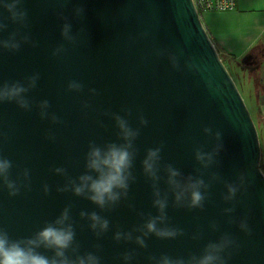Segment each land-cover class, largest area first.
<instances>
[{"label":"water","instance_id":"obj_1","mask_svg":"<svg viewBox=\"0 0 264 264\" xmlns=\"http://www.w3.org/2000/svg\"><path fill=\"white\" fill-rule=\"evenodd\" d=\"M23 6L28 12L26 31L37 47L25 44L17 53L0 54V83L22 81L33 73H39L40 80L28 94L33 102L30 112L20 110L14 103L0 105V155L12 161V179L25 168L30 170L31 188L22 189L14 198L0 190V227L7 229L13 239L27 237L71 204L81 253L95 251L99 244L101 264H123L120 258L132 250L137 255L131 264H150L149 256L187 257L189 253L198 254L208 241L217 240L225 232L240 245L229 264H264V165L258 129L193 1L24 0ZM76 7L84 8L82 18L74 17ZM58 14L67 17L73 35L84 29L75 46L62 40L65 21ZM3 15L6 17L7 13ZM16 27L9 22L0 38H7ZM144 32L149 34L147 39L140 38ZM62 43L67 52L53 57V50ZM156 49L177 55L183 50L182 68L186 59L192 57L197 63L208 65L210 71L203 75L186 68L176 71L166 56L155 55ZM205 77L211 79V89ZM71 80L83 83V92H68ZM89 89H95L97 95L91 96ZM45 99L50 103L49 113L62 123L40 119L35 105ZM86 102L91 107L84 110L82 105ZM124 109H131L132 115L127 118L132 127H139L137 116L141 113L149 124L141 128L135 142L139 150L133 168L136 182L130 187L129 198L114 211L101 213L110 221V229L97 240L79 213L99 210L70 192L57 193L56 188L65 180L51 169L65 167L71 177L81 174L90 141L103 144L116 140L115 122L103 113L124 116ZM204 127L222 133L219 164L208 170L209 174L218 172L222 182L210 189V200L203 211L176 209L169 196L170 223L187 235L176 240L150 237L147 249L115 242L112 237L117 228L128 231L142 222L138 213L156 214L150 182L141 167L146 149L163 142L162 162L172 164L185 176L195 174L199 165L194 149L203 145L210 151L215 143L203 134ZM49 133L54 134V142L46 139ZM241 173L249 184L247 192L237 193L236 211L231 216L224 215L223 210L233 204L222 200V194H226L223 182H237ZM204 179L207 182L208 174ZM44 184L51 189L47 196L42 190ZM160 187L166 190L163 180ZM244 216L248 217L251 236L228 223ZM213 221L219 226L216 232L209 227ZM197 229L203 235L194 241L190 237Z\"/></svg>","mask_w":264,"mask_h":264},{"label":"clouds","instance_id":"obj_2","mask_svg":"<svg viewBox=\"0 0 264 264\" xmlns=\"http://www.w3.org/2000/svg\"><path fill=\"white\" fill-rule=\"evenodd\" d=\"M24 0H0V33L8 30L9 22L16 25V29L10 32L7 38H0V54L17 53L22 45L37 47L35 41L31 39L26 31L28 28V12L24 8ZM7 16L4 17L3 13ZM74 17H83L84 8L76 7L73 10ZM59 15V14H58ZM59 19L65 22L61 27V38L68 44L75 46L77 37L84 31L81 28L77 35L72 33V25L67 21V17L59 15ZM148 33L140 34V38L147 39ZM65 45L59 44L52 52L53 57H60L67 52ZM155 55L166 56L171 67L176 71L187 69L189 71L198 70L202 75L210 71L208 65L197 63L194 58L186 59L183 68L180 64V56L170 53L166 49H156ZM207 85L211 89L212 81L205 77ZM40 80L39 73H33L25 77L22 81L0 83V105L14 103L20 110L30 112L33 102L28 98V94L37 87ZM68 92L81 93L84 90L83 83L71 80L67 84ZM91 96H96L95 89H89ZM41 120H51L52 124H60L62 121L55 115L50 114V103L42 100L37 105ZM91 107L89 103H84L82 109ZM124 116L116 113L104 112L103 115L110 116L115 122L118 130L116 140L97 144L90 141L87 152L84 155L83 171L76 177H71L65 167H55L51 171L64 177V184L56 188L57 193H71L73 196L89 201L99 211H80L81 220L87 221L88 229L97 240L101 239L110 229V221L101 213L114 211L120 204L127 201L132 184L136 182L134 175V161L138 155L136 141L140 136L141 128L147 127L149 121L144 115L138 114L139 127H132L129 119L132 115L131 109H124ZM203 134L210 140L215 141L210 151H206L203 145L194 149V159L199 165L195 169V174L185 176L180 169L170 163L162 162V151L164 143L145 151L141 161L143 176L150 182L152 189V208L156 214L138 213L141 223L132 227L128 231L117 228L113 235V240L117 243L134 244L139 249H147L146 241L150 237L158 240H176L187 235L181 228L172 226L167 213L169 207V196L172 197V206L176 209H186L188 211L199 209L204 210L206 201L210 200V189L215 183L222 182L218 172L208 170L213 166H218L217 157L223 150L222 133L220 130L214 131L212 127H204ZM46 139L55 141V136L49 133ZM12 161L0 155V190H6L9 198L17 197L21 190H30V170L25 168L16 179L11 178ZM163 173V175H161ZM208 174L207 182L204 176ZM166 185V190H161L160 183ZM226 194H222L225 203L233 204L232 207L225 208L223 214L231 216L235 211V201L237 193L244 194L249 186L245 174L241 173L237 182H223ZM45 196L49 195L51 189L48 184L42 187ZM129 208L134 209V205L129 204ZM72 205L66 206L54 220L34 232L32 235L13 239L7 229L0 227V264H101V257L97 254L100 245H95V251L81 253V246L76 241L75 221L71 216ZM230 224H236L239 231L247 236L252 235V230L248 223V217L244 216L238 220L230 219ZM211 231L219 230L218 224L213 221L209 225ZM202 231L197 229L191 239L198 241L202 239ZM237 239L225 232L215 241H208L200 252L189 253L187 257H171L167 254L159 257L149 256L150 264H229L234 252L239 250ZM48 253H51L48 255ZM135 250L126 251L120 258L123 264H131L135 256Z\"/></svg>","mask_w":264,"mask_h":264},{"label":"crops","instance_id":"obj_3","mask_svg":"<svg viewBox=\"0 0 264 264\" xmlns=\"http://www.w3.org/2000/svg\"><path fill=\"white\" fill-rule=\"evenodd\" d=\"M201 19L227 68L253 86L257 129L264 141V0H236L233 10L206 12Z\"/></svg>","mask_w":264,"mask_h":264},{"label":"rangeland","instance_id":"obj_4","mask_svg":"<svg viewBox=\"0 0 264 264\" xmlns=\"http://www.w3.org/2000/svg\"><path fill=\"white\" fill-rule=\"evenodd\" d=\"M230 74L232 75L236 86L254 120V122L257 125V116H256V108H255V101H256V95L252 91V87L246 80L237 74L234 70L230 69ZM260 147H261V161L262 165H264V141H260Z\"/></svg>","mask_w":264,"mask_h":264},{"label":"built area","instance_id":"obj_5","mask_svg":"<svg viewBox=\"0 0 264 264\" xmlns=\"http://www.w3.org/2000/svg\"><path fill=\"white\" fill-rule=\"evenodd\" d=\"M195 9L202 18V15L211 11H229L236 7V0H192Z\"/></svg>","mask_w":264,"mask_h":264},{"label":"trees","instance_id":"obj_6","mask_svg":"<svg viewBox=\"0 0 264 264\" xmlns=\"http://www.w3.org/2000/svg\"><path fill=\"white\" fill-rule=\"evenodd\" d=\"M224 62V61H223ZM224 64L226 65V63L224 62ZM226 67H227V65H226ZM228 69V68H227ZM228 71L230 72V70L228 69ZM256 124V123H255ZM257 126V125H256ZM257 128H258V126H257Z\"/></svg>","mask_w":264,"mask_h":264}]
</instances>
